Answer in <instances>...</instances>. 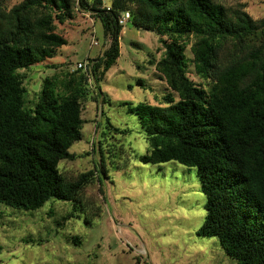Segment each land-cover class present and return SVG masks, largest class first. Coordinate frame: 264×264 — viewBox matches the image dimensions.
Here are the masks:
<instances>
[{"label": "trees", "instance_id": "1", "mask_svg": "<svg viewBox=\"0 0 264 264\" xmlns=\"http://www.w3.org/2000/svg\"><path fill=\"white\" fill-rule=\"evenodd\" d=\"M77 12L100 21L108 45L85 69L45 76L27 106L20 70L52 58L67 43L56 23ZM122 14L157 34L162 53L148 62L169 89L160 103H120L137 116L148 143L135 158L195 167L206 197L197 235L217 237L236 264H264V16L253 19L243 4L21 0L8 10L0 6V203L34 210L54 198L84 209L82 191L96 169L71 180L59 162L76 156L69 147L82 138L88 98L106 101L99 82L120 55ZM190 66L200 82L189 76ZM136 82L150 88L141 78ZM104 124L127 132L108 118Z\"/></svg>", "mask_w": 264, "mask_h": 264}, {"label": "rangeland", "instance_id": "2", "mask_svg": "<svg viewBox=\"0 0 264 264\" xmlns=\"http://www.w3.org/2000/svg\"><path fill=\"white\" fill-rule=\"evenodd\" d=\"M20 1L0 0V6L8 10ZM219 1L229 8L243 4L255 20L264 16V0ZM56 24L67 43L52 58L20 70L27 106H32L45 76H61L76 62L100 56L108 45L100 21L88 13L77 12ZM119 46V57L99 82L106 101L88 98L81 113L82 138L69 147L76 156L59 162L61 173L71 180L96 169L82 191L84 209L74 210L72 202L54 198L34 210L0 203V264H236L217 237L196 233L206 213L196 168L135 158L148 143L137 116L120 103H160L169 91L148 62L162 53L157 34L127 20ZM188 72L200 82L192 66ZM138 78L150 88L137 84ZM106 118L127 132L108 128Z\"/></svg>", "mask_w": 264, "mask_h": 264}, {"label": "built area", "instance_id": "3", "mask_svg": "<svg viewBox=\"0 0 264 264\" xmlns=\"http://www.w3.org/2000/svg\"><path fill=\"white\" fill-rule=\"evenodd\" d=\"M126 20H127L126 15L122 14V16H121V18L119 20V23L120 24H124L126 22ZM92 43L94 45H96L97 44V41H93L92 40ZM78 68L85 69L86 68V62H84V61H78V62L75 63V65H74V67L72 69H78Z\"/></svg>", "mask_w": 264, "mask_h": 264}]
</instances>
